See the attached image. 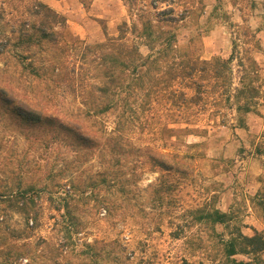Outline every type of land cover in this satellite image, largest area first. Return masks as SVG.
<instances>
[{"label":"rangeland","instance_id":"374dc122","mask_svg":"<svg viewBox=\"0 0 264 264\" xmlns=\"http://www.w3.org/2000/svg\"><path fill=\"white\" fill-rule=\"evenodd\" d=\"M34 1L0 0L1 33H7L12 24L18 25L20 18L33 19L29 7ZM41 1L66 18L62 36L68 47L57 61L61 72L52 76L58 82L52 85L55 101L66 109L83 108L82 95L98 83V78L84 62L90 55L78 58L72 44H93L104 40L106 34L116 35L118 25L128 20V5L124 0H92L86 6L80 0ZM204 1L205 13L200 22L216 3ZM218 6L219 14L210 16L208 29L198 36L193 16L180 23V51L187 49L209 59L215 55L228 57L234 39L239 41V48L250 47L259 65L260 95L254 110L244 115L243 125L231 107L215 112L209 102L201 101L192 109L182 105L178 111L177 106L169 105L170 100L159 98L153 110L141 116L142 124L113 127L116 113L109 111L98 118L102 127H95L125 149L149 146L177 153L193 169L189 176L171 174L163 178L144 156L124 151L119 153L123 158L117 174L119 183L108 187L99 175L114 159L106 146L86 150L72 147L60 137L50 140L48 127L19 125L10 108L0 104V189H14L15 180L20 178L22 186L33 184L34 193L39 194L37 226L28 238L9 237L0 244L5 252L0 253V264H9V248L28 252L22 263L31 258V264H54L56 257L59 264H181L183 258L221 264L220 238L233 226L195 222L188 210L206 202L207 206L213 204L230 211L232 223L243 233L264 234V208L259 202L261 197L264 200V154L260 153L264 151V0H219ZM190 31L196 37L186 43L184 35ZM140 49L146 52L144 45ZM51 56V52L45 53L44 61ZM20 71L21 65L13 56H0L1 81H10ZM23 77L31 87L45 84L43 78L26 72ZM68 178L75 184L94 181L98 186L91 194L71 192ZM162 181L176 185L163 191L160 199L156 190ZM44 185L46 188L41 189ZM56 188L57 197L62 198L48 199V190ZM212 193L216 195L214 202L209 201ZM63 197L73 221L79 223L72 243L63 230L70 217L64 214V207L55 209L64 203ZM7 216L5 224L9 228H24L21 213L9 212ZM59 251L61 254L56 256ZM259 255L260 264H264V250Z\"/></svg>","mask_w":264,"mask_h":264},{"label":"trees","instance_id":"16d2710c","mask_svg":"<svg viewBox=\"0 0 264 264\" xmlns=\"http://www.w3.org/2000/svg\"><path fill=\"white\" fill-rule=\"evenodd\" d=\"M124 1L128 5V20L118 25L116 35L106 34L104 40L93 44H72L78 58L85 59L87 54L90 55V59L84 62H88L89 69L93 70L94 76L98 78V83L89 87L86 95H82L80 102L83 108L78 107L76 110L58 105L53 92L58 82L52 76L61 72L57 61L60 53L68 47L62 36L66 18L47 3L35 0L29 7V15L34 16L33 19L19 17L18 25L12 24L7 33L0 31V56L11 55L21 65L19 75H13L10 81L0 80L1 106L10 108L19 125L48 127L51 132L50 140L60 137L70 146L86 150L106 146L114 159L99 175L102 176L101 182L108 187L119 183L117 174L123 161V158L119 157L122 154L119 153L124 151H133L136 156H144L160 171L163 178L171 174L189 176L193 169L177 153H166L149 146L125 149L112 136H105L102 130L95 128L102 127L98 119L102 114L115 112L113 127H126L135 122L142 124L144 120L141 116L153 110V105L159 98L170 100L169 105L177 106L178 111L182 109V105L192 109L193 106L200 105L201 101H205L213 106L215 112L223 107L234 108L237 121L243 125L244 115L254 110L260 95L259 65L250 54V47L239 48V41L234 39L228 57L215 55L209 59L191 54L187 49L180 51L177 32L180 23L193 16L197 21L195 29L198 36L208 29L210 16L219 14V0H215L216 3L212 5L204 22L199 21L205 13L204 0ZM80 2L86 6L92 0ZM262 18L264 28V12ZM243 34L252 36L250 32ZM184 37L186 43H190L196 36L190 31ZM142 45L146 47V52L140 49ZM48 52H51L52 56L48 61H44L43 57ZM234 65L239 72L237 76L234 73ZM72 70L75 71L76 68L73 67ZM23 72L38 79L43 78L44 86L31 87L29 83L24 82ZM115 132L120 134L119 129ZM112 140L114 143L110 142ZM260 153L264 154V151ZM67 182H70L71 192L89 191L91 194L98 186L94 181L85 185L75 184L71 178H68ZM15 184L14 189H0V203H4L0 206V244L5 243L9 237H30L38 224L39 194L34 193L35 186H22L20 178L15 180ZM175 185L165 181L158 184V198L161 199L162 192ZM43 188H46L45 185L41 187ZM57 191L58 188L48 190V199L62 198L57 197ZM215 196V193H212L209 201L214 202ZM63 200L64 203L55 209L64 207V214L70 217L63 230L64 237L71 241L79 223L77 220L73 221L71 211L65 205L66 197H63ZM259 202L264 208L262 197ZM207 204L206 202L201 207L189 209L188 212L193 214L195 222L210 223L213 226L220 224L227 228L233 226L232 231L220 238V253L223 257L221 264H260L259 254L264 250L263 232L245 234L240 227L232 223L233 216L230 211ZM9 212L23 215L25 225L21 231L5 224ZM3 252L4 248H0V253ZM55 253L58 256L61 251ZM6 254L9 264H31V258L30 261L22 263V257H28V252H13L9 248ZM237 255L241 257L235 258ZM56 258L53 260L54 264H59ZM181 264H203V261L183 258Z\"/></svg>","mask_w":264,"mask_h":264}]
</instances>
